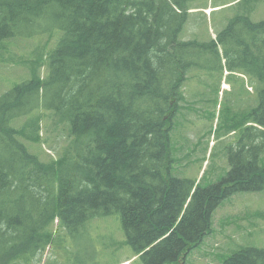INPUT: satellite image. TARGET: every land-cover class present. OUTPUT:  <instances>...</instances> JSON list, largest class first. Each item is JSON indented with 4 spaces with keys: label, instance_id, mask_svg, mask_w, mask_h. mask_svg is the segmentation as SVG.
<instances>
[{
    "label": "trees",
    "instance_id": "16d2710c",
    "mask_svg": "<svg viewBox=\"0 0 264 264\" xmlns=\"http://www.w3.org/2000/svg\"><path fill=\"white\" fill-rule=\"evenodd\" d=\"M194 1L0 0L1 56L3 41L25 29L51 23L61 31L42 62L31 57V77L0 97V264L42 251L55 220L77 231L112 215L134 257L178 264L223 199L264 191V20L250 21L249 5L215 40L186 41ZM224 67L245 71L256 98L240 112L221 108L238 139L227 150L229 171L203 187L172 174L168 149L189 73L208 75L198 94L208 100ZM23 115L31 116L27 134L12 126ZM49 117L71 140L47 161L21 139L39 143ZM221 264H264V249L241 247Z\"/></svg>",
    "mask_w": 264,
    "mask_h": 264
},
{
    "label": "rangeland",
    "instance_id": "374dc122",
    "mask_svg": "<svg viewBox=\"0 0 264 264\" xmlns=\"http://www.w3.org/2000/svg\"><path fill=\"white\" fill-rule=\"evenodd\" d=\"M249 5H252L248 13L250 21L264 20V0H195L187 10L189 15L182 39L215 40L222 27L238 14L247 12ZM46 24L25 29V34L3 41L5 46L9 45V51L5 49L3 55L0 54V97L31 77L33 69L29 62L32 58L42 62L43 55L55 47L61 31L51 23ZM223 69V73L219 70L213 75L217 78L214 85H218V91L207 96L208 100L198 96L203 91V79L208 75L198 71L189 73L182 86L187 101L181 103L183 109L174 120L168 149L173 162L172 174L201 180L203 187L219 182L229 171L227 150L235 146L238 139L237 133L227 130L230 121L221 114V108L230 106L233 111L240 112L245 106L250 109L256 98L255 81H250L245 71L236 70V74L229 75V71ZM30 117L23 115L12 126L23 127L27 134L26 124ZM45 119L48 120L38 126L39 143L21 140L30 151L38 152L42 160L49 161V158H57L56 154L62 155L71 139L67 126L54 129L53 120ZM259 165L264 167V151ZM51 227L49 245L36 251L28 261L21 257L12 264H144L139 257H134L117 215L92 218L77 231L59 228L56 220ZM245 246L264 249V191L239 192L223 199L213 211L210 227L200 243L183 253L178 264H221Z\"/></svg>",
    "mask_w": 264,
    "mask_h": 264
}]
</instances>
